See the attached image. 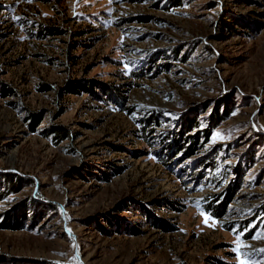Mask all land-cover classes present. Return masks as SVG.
Segmentation results:
<instances>
[{"label":"rangeland","instance_id":"374dc122","mask_svg":"<svg viewBox=\"0 0 264 264\" xmlns=\"http://www.w3.org/2000/svg\"><path fill=\"white\" fill-rule=\"evenodd\" d=\"M0 264H264V0H0Z\"/></svg>","mask_w":264,"mask_h":264},{"label":"trees","instance_id":"16d2710c","mask_svg":"<svg viewBox=\"0 0 264 264\" xmlns=\"http://www.w3.org/2000/svg\"><path fill=\"white\" fill-rule=\"evenodd\" d=\"M215 108H216V109H215V113H216L217 105H216ZM224 108H225V107H224ZM224 111H225V109H224ZM215 113H214V114H215ZM217 120H218V118L215 117V118L213 119L212 122L215 123ZM191 122H192V123H195L194 117H193V120H191ZM191 122H190L189 119L186 118V119L184 120V125H185L186 127H190V125H191L190 123H191ZM208 129H209V128H207V129L205 128V129L203 130V131H204V132H203V135H206V134H207ZM54 133H55L56 136H59V135L63 134V133H64V132H63V128H62V129H61V128L56 129V130L54 131ZM182 139H183V138H182ZM174 141L176 142L177 146L179 147L180 144H179V142L177 143L176 138H175ZM192 143H193V140H192ZM186 147H187V146H186ZM188 148H189V146H188ZM186 150H187V149H186ZM15 177H16V176H15ZM4 178H5V179H4L5 189H16V188H17L18 183H19V180H20V179H19L20 177H19V178H16V179L12 177V178H13V179H12L11 176H10V174H5V175H4ZM6 219H7V218H6Z\"/></svg>","mask_w":264,"mask_h":264},{"label":"snow or ice","instance_id":"6c2138e0","mask_svg":"<svg viewBox=\"0 0 264 264\" xmlns=\"http://www.w3.org/2000/svg\"><path fill=\"white\" fill-rule=\"evenodd\" d=\"M29 2H31V0H29ZM17 19H19V18H17Z\"/></svg>","mask_w":264,"mask_h":264}]
</instances>
